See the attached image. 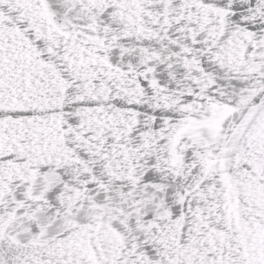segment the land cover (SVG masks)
Wrapping results in <instances>:
<instances>
[{"label": "snow or ice", "instance_id": "obj_1", "mask_svg": "<svg viewBox=\"0 0 264 264\" xmlns=\"http://www.w3.org/2000/svg\"><path fill=\"white\" fill-rule=\"evenodd\" d=\"M0 264H264V0H0Z\"/></svg>", "mask_w": 264, "mask_h": 264}]
</instances>
